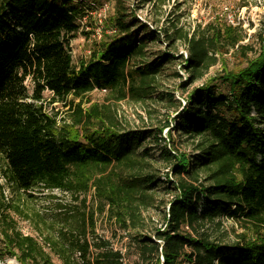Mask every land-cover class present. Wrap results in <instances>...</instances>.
<instances>
[{"label":"trees","instance_id":"obj_1","mask_svg":"<svg viewBox=\"0 0 264 264\" xmlns=\"http://www.w3.org/2000/svg\"><path fill=\"white\" fill-rule=\"evenodd\" d=\"M106 1L0 0V261L53 264V256L61 264H122L120 253L110 249L90 256L87 235L94 223L85 199L80 201L84 211H63L57 222L45 219L29 201L41 190H58L78 201L93 189L116 223L138 229L142 210L151 206L148 192L160 183L147 171L145 133L118 129L110 107L73 105L93 91H105L116 101L155 98L176 114L153 133L162 139L171 126L163 139L169 146L159 157L170 164L164 175L175 196L160 228L132 238L139 264H264V40L256 59L205 82L182 107L173 93L158 89L160 70L173 55L144 61L146 41L157 33L127 14L125 0H114L112 34L87 62L73 67L69 43L78 21L90 4ZM206 29H211L209 39L202 34L187 41L183 69L189 77L179 91L215 64L218 47L239 41L236 28ZM47 102L69 106L71 123L46 112ZM173 131L196 141L198 155L179 153ZM222 216L243 230L236 242L222 244L205 235V226ZM18 220L36 237L23 234Z\"/></svg>","mask_w":264,"mask_h":264},{"label":"rangeland","instance_id":"obj_2","mask_svg":"<svg viewBox=\"0 0 264 264\" xmlns=\"http://www.w3.org/2000/svg\"><path fill=\"white\" fill-rule=\"evenodd\" d=\"M86 16L78 21L79 29L69 43L72 65L77 68L80 63L88 61L91 53L104 39V36L112 34L111 20L116 11L114 0L90 4ZM125 7L141 23L156 31L155 40H147L144 49V61H151L163 54L173 55L174 60L165 64L158 75V89L165 93H173L176 101L185 105V98L190 92L201 87L205 82L219 77L224 71H235L244 68L249 60L256 59L264 40V0H125ZM130 19H128L129 21ZM208 25L221 30L224 33L226 27L236 28V39L239 41L234 47H218L221 54H216V62L204 74L184 92L179 91L178 86L188 80L189 73L183 69V63L188 57L187 41L192 35L204 36L209 39L211 29ZM136 38L143 37L140 34L139 24L134 28ZM177 30L175 34L174 31ZM239 36V37H238ZM211 55V54H210ZM141 64V62H139ZM219 81L215 84L218 85ZM224 89L223 87H220ZM225 90V89H224ZM49 99V94H44ZM70 98H68V101ZM80 103L83 110L90 105L110 107L112 118L116 121L118 129L124 131H140L145 133V140L142 142V149L146 148L148 156L145 158L147 171L158 176L160 183H155L148 192L149 199H152L151 206L142 210L140 224H137L136 231L124 229L121 224L111 218L108 209L104 204L94 197L93 189L85 195H80L78 201H74L69 194L58 190L36 191L29 199L30 204L49 221H60L63 211L68 212L73 207L84 211L80 201L85 199V210L93 212V232L87 235L91 245L93 256L101 249L106 248L120 253L122 264H139L138 250L133 237L136 233L152 235L155 229L160 228L163 222V212L167 211L168 203L174 198L175 192L172 187L167 188L165 173L170 164L160 159L161 150L168 148L167 141L169 128H164L160 139H155V133L160 129L167 119L175 117L172 109L168 110L166 103L157 102V99H145L144 102L136 103L127 99L116 101L105 91H93L82 100L73 101V105ZM68 105V104H66ZM70 107L61 103H46L45 110L48 113H57L60 121L69 124ZM181 110V109H180ZM179 110V111H180ZM254 115V112H252ZM172 137L175 139V148L179 153H186L189 158L198 155L196 141L181 138L174 131ZM142 149L138 150L139 152ZM167 168V169H166ZM2 181V180H0ZM163 184H162V182ZM150 201V200H149ZM65 207L59 210L58 207ZM70 207V208H69ZM62 226V225H57ZM18 227L23 234L36 237L29 224L18 220ZM56 227V226H55ZM243 230L240 225L232 219L220 217L214 223L205 226V235L211 240L222 244L236 242L238 235ZM104 247L96 249V246ZM53 264L61 262L52 256ZM0 264H19L14 259H6ZM184 264H187L184 262Z\"/></svg>","mask_w":264,"mask_h":264}]
</instances>
